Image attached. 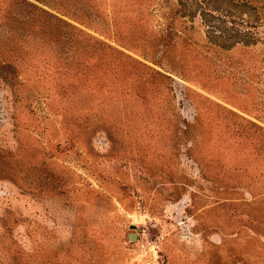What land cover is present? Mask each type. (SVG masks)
I'll use <instances>...</instances> for the list:
<instances>
[{
	"label": "rangeland",
	"instance_id": "374dc122",
	"mask_svg": "<svg viewBox=\"0 0 264 264\" xmlns=\"http://www.w3.org/2000/svg\"><path fill=\"white\" fill-rule=\"evenodd\" d=\"M0 264H264V0H0Z\"/></svg>",
	"mask_w": 264,
	"mask_h": 264
},
{
	"label": "water",
	"instance_id": "95a60500",
	"mask_svg": "<svg viewBox=\"0 0 264 264\" xmlns=\"http://www.w3.org/2000/svg\"><path fill=\"white\" fill-rule=\"evenodd\" d=\"M130 227H131V228H136L137 225H136L135 223H132V224L130 225ZM129 238H130L131 240H134V239H136V236H135L134 233H131V234L129 235Z\"/></svg>",
	"mask_w": 264,
	"mask_h": 264
}]
</instances>
